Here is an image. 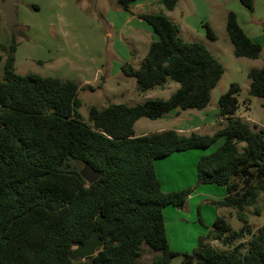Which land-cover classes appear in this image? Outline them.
<instances>
[{"label": "trees", "instance_id": "obj_1", "mask_svg": "<svg viewBox=\"0 0 264 264\" xmlns=\"http://www.w3.org/2000/svg\"><path fill=\"white\" fill-rule=\"evenodd\" d=\"M135 1L118 4L131 12ZM179 1L159 2L171 12ZM240 1L254 11V0ZM138 18L151 26L156 39L138 69L127 63L121 71L136 80L141 92L177 83L166 100L91 106L85 121L76 82L16 73L15 35L0 57V264H144V245L156 253L152 264H171L177 256L180 264H264V226L253 233L245 213L264 193V130L256 132L236 117L241 87L233 83L219 98V118L226 124L214 135L166 130L136 136L134 127L142 118L207 108L225 73L205 44L185 41L165 14ZM205 29L207 38L216 41L214 31ZM226 32L237 58L261 57L263 47L247 36L234 12L227 15ZM248 78L250 96L264 98V67L251 69ZM219 139L217 150L199 159L194 188L162 191L157 160L207 149ZM86 165L100 173L92 185L80 174L79 167ZM200 185L225 187V198L213 204L233 209L244 227L235 231L218 216L193 252L181 254L169 246L164 209H183ZM96 233L103 240L97 254L72 260L74 244L84 245ZM246 236L251 239L244 250L243 243H236Z\"/></svg>", "mask_w": 264, "mask_h": 264}, {"label": "rangeland", "instance_id": "obj_2", "mask_svg": "<svg viewBox=\"0 0 264 264\" xmlns=\"http://www.w3.org/2000/svg\"><path fill=\"white\" fill-rule=\"evenodd\" d=\"M21 1L20 4L18 0L13 4L20 26L10 28L5 16L0 12V57L6 56L10 40L15 35L18 43L23 41V49L18 55L15 67L17 74L22 76L38 74L43 77L72 80L78 85L86 83L88 87H95L94 92L88 88L79 93L82 101L79 114L83 120L88 121L91 106L103 108L110 105L109 102L132 106L142 104L149 99H168L176 92L178 84L172 81L161 88L164 90L155 88L141 92L136 80L125 77L121 71V67L127 63L135 69L140 67L154 36L151 26L135 14L137 12L163 13L179 26L185 41L205 44L222 63L225 73L214 89L212 101L205 110L183 111L178 118V123H175L174 116H166L162 120L142 118L135 124V135L158 133L163 128L171 129L175 124L182 123L189 126L201 124L203 127L197 129V133L214 135L226 124L219 118V98L228 92L233 83L241 87L236 117L248 123L256 132L264 130V98L250 96L251 81L248 78L251 68L264 66V51L257 65H254L250 59L237 58L225 28L228 13L234 12L243 28L251 34L253 41H258L264 48V0H254L253 12L240 0H180L173 12L166 11L160 4V0H137L135 4H132L131 12H125L118 4V0ZM21 22L37 26L36 32L30 31L29 34V30ZM206 25L216 34V41H210L207 38ZM24 34L27 36L26 39L21 38ZM78 65L81 68H77ZM83 70L86 71V76L82 75ZM2 76L3 60H0V80ZM106 79V84L98 89L97 87ZM221 142L222 139H219L207 149L194 150L197 154H192L188 160L174 159L168 162V158L162 159L161 164H158V172L159 176L166 177L163 184H168L169 175H173L179 182L176 186L188 183L190 173L186 168H189V162L200 154L202 157L214 153ZM83 168L84 166H80L79 170ZM208 202L212 205L211 201ZM256 207L260 209L259 215L255 214ZM187 212L186 214L189 213ZM194 213L197 222L194 226L182 224L175 229L173 222L167 219L171 238L173 237L171 230H173L176 234L174 239L177 246L188 250L187 253L193 252L200 238L208 233L213 224L211 219L214 218V212L209 206L203 207L201 211L196 209L191 215L193 216ZM245 213L253 233H256L264 226V193L259 196L256 205L248 207ZM220 214L233 230L243 229L244 223L237 218L233 209H224ZM191 215L189 213V217ZM205 226H209L207 232L204 229ZM198 229L206 234L201 235L193 246L195 241L192 240L199 236L195 235ZM250 239L251 236H246L236 244L243 243L246 250ZM214 247L226 248L218 242L214 244ZM155 254L147 245H144L140 261L144 264H152ZM180 259L181 256H177L172 264H179Z\"/></svg>", "mask_w": 264, "mask_h": 264}, {"label": "crops", "instance_id": "obj_3", "mask_svg": "<svg viewBox=\"0 0 264 264\" xmlns=\"http://www.w3.org/2000/svg\"><path fill=\"white\" fill-rule=\"evenodd\" d=\"M136 1L133 4H135ZM18 3L20 4V3H22V1L21 0H18ZM62 9L63 8H61V10ZM14 10H15V8H14ZM173 11H171V12H173ZM140 14H143V13L137 12L135 15L138 17V15H140ZM238 22H239L240 26L242 27V29L244 30V32L247 34V36L250 39L253 40L251 34H249V32H247V30L245 28H243V26L241 25V23L239 21V18H238ZM22 24H24L27 27V29L29 30V34H30V31H32V33H35L36 32L35 31V28L37 26L32 25V24H29L27 22H23ZM18 25L20 26V23H18ZM225 28H226V26H225ZM180 32H181V30H180ZM32 33H31V35H32ZM155 39H156V35L154 34V36H152V42ZM255 42L259 43L258 41H255ZM22 44H23V41L18 44L17 51L15 53V67H16V64L18 62V55H19L20 52H22V49H23V47H22L23 45ZM263 51H264V48H263ZM260 58L259 59H256V60H251V61L253 62L254 65H257L260 62L259 61ZM262 67H264V66H262ZM262 67H257L256 66L254 68H262ZM77 68H81L80 65H78ZM251 69H253V68H251ZM86 74H87L86 71L83 70L82 71V75L86 76ZM106 82H107V79L106 80H103L101 82L100 86H98L97 88L98 89L102 88L106 84ZM88 88L92 89V92H94L96 90L95 87L94 88L93 87H88V85L85 83L84 85H79V93H80V91L87 90ZM152 90H154V89H152ZM161 90H164V89H161ZM161 92H164V91H161ZM149 100H151V99H149ZM109 103L114 104L112 102H109ZM105 107H103V108H105ZM205 109H203V110H205ZM181 114H182V112L180 114H176V111H173V112H171V113H169L167 115H164L162 118H160L158 120H162V119L166 118V116H174L175 117L174 118L175 119V123H178L179 122L178 121V118L181 117ZM202 127L203 126H201V124H193V125H190L189 126V125H186L185 123H182V124H175L174 128H171V129H165V128H163V129L159 130V132L166 131V130H175L178 133H181L183 135H189L192 132H197L198 131L197 129H199V128L201 129ZM194 150H196V149H192V150H188V151H184V152L174 153L170 157H168V159H169L168 162H170V161H172L174 159L188 160V158L192 154H194V155L197 154V153L194 152ZM200 155L197 156V158H195V159H193V160H191L189 162L190 163L189 168H186V170L190 173V180H189L188 183L185 182V185H182V186H176L179 182L174 178L173 175H169L168 184H166V185L163 184V181H164V179L166 177L159 176V172H158V164H161L162 160H157L155 162V168H156L157 177H158V179H159V181L161 183V189H162V191L165 192V193H170V192L181 191V190H184V189H186L188 187L195 186L196 183H197V171H196V167H197V163H198V161H199V159L201 157ZM166 159H164V160H166ZM225 196H226V188L225 187L217 186V185H202L200 187L198 186L194 190V193H192L189 196V198L187 200L188 203H186V205H185V207L183 209H180V208H177V207H174V206H168V207H166L164 209V218H165L166 234H167V239H168V243H169L170 248L172 250L178 252V253H187L186 251H188V250H184L181 246H177L176 240L174 239L176 234H175V232L173 230H171L172 231V234H173V237L171 238V235L169 234V231H168V224H167L168 223V220L167 219H170L173 222L175 229H178V227L179 226H182V224H189L191 226L192 225L194 226V225H196L197 222H196L195 213H194L193 216L191 215L192 211L194 212V210L196 211V209L201 211V209L203 207L209 206L211 209H213V212H214V218L211 219V221H213V223H214L215 219L218 216L224 217L220 213H221L222 210L227 209V208H220V207L214 205L213 202L223 200L225 198ZM208 201H211L212 205H210V203ZM193 207H194V210H193ZM187 209H188V212L191 215L190 217H189V213L187 212ZM186 212L188 214H186ZM212 226H213V224H212ZM208 227L205 226V228H204L206 230V232H207ZM171 229H173V228H171ZM179 232H180V230H179ZM206 232L203 233V231H201L200 229H198V231H196V233L194 232L195 235H199V236H198V238L195 237V239L192 240V241H195L193 243V246L196 245V243L199 240V238L201 237V235L206 234ZM215 243H217V242H212V245L214 246ZM176 258H174L172 260V262L174 260H176ZM181 260H182V257H181V259L179 261V264L181 263ZM172 262H171V264H172Z\"/></svg>", "mask_w": 264, "mask_h": 264}, {"label": "water", "instance_id": "obj_4", "mask_svg": "<svg viewBox=\"0 0 264 264\" xmlns=\"http://www.w3.org/2000/svg\"><path fill=\"white\" fill-rule=\"evenodd\" d=\"M17 0H0V12L5 16V19L10 28H16L18 26V19L16 12L13 8V4ZM81 176L85 181L92 185L100 178V173L94 171L90 166L86 165L81 171ZM75 249L70 254L72 260L93 257L97 254V251L103 247V240L99 238L98 234H94L92 239L86 244L75 243Z\"/></svg>", "mask_w": 264, "mask_h": 264}]
</instances>
